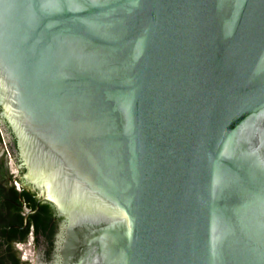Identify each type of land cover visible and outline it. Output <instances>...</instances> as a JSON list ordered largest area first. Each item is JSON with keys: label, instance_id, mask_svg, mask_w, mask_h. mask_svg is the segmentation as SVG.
Listing matches in <instances>:
<instances>
[{"label": "water", "instance_id": "95a60500", "mask_svg": "<svg viewBox=\"0 0 264 264\" xmlns=\"http://www.w3.org/2000/svg\"><path fill=\"white\" fill-rule=\"evenodd\" d=\"M0 105L69 264H264V0H0Z\"/></svg>", "mask_w": 264, "mask_h": 264}, {"label": "flooded vegetation", "instance_id": "af4514ba", "mask_svg": "<svg viewBox=\"0 0 264 264\" xmlns=\"http://www.w3.org/2000/svg\"><path fill=\"white\" fill-rule=\"evenodd\" d=\"M3 111L0 105V145L6 142L5 138L8 141L0 151V264H15L18 256L25 264H69L68 218L55 203L43 198L41 189L29 179L18 138ZM9 156L17 165L18 173L11 170ZM14 186L15 193L12 190ZM28 195L36 199L34 208L27 204ZM41 202L51 203L53 214L50 221L37 229L30 217L40 211ZM15 220L17 222L12 225L8 224ZM26 244L33 246L32 256L23 251Z\"/></svg>", "mask_w": 264, "mask_h": 264}, {"label": "trees", "instance_id": "16d2710c", "mask_svg": "<svg viewBox=\"0 0 264 264\" xmlns=\"http://www.w3.org/2000/svg\"><path fill=\"white\" fill-rule=\"evenodd\" d=\"M12 190H13V193L16 192L15 186L12 188ZM36 203H37L36 199L33 196H29V195L27 196V204L29 205V207L34 208L36 206ZM52 214H53L52 204L49 202H41L40 203V211L37 213H33L30 217V220L33 224H35V226L38 229L44 223L50 221ZM18 218H21V216H19ZM15 222H17V221L16 220L11 221L8 224L12 225ZM15 264H25V262L21 261L20 257L18 256L15 258Z\"/></svg>", "mask_w": 264, "mask_h": 264}, {"label": "rangeland", "instance_id": "374dc122", "mask_svg": "<svg viewBox=\"0 0 264 264\" xmlns=\"http://www.w3.org/2000/svg\"><path fill=\"white\" fill-rule=\"evenodd\" d=\"M5 139H6V142H4L3 144L0 145V151L8 145L7 138H5ZM9 161H10V167H11V170L13 171V173L14 174L18 173L17 165L15 164L14 160L11 159L10 156H9ZM23 251H26L27 255L32 256L34 249H33V246L31 244H26L23 246Z\"/></svg>", "mask_w": 264, "mask_h": 264}]
</instances>
